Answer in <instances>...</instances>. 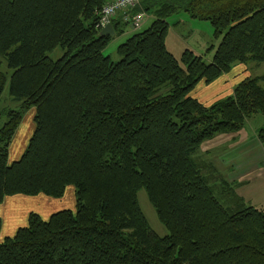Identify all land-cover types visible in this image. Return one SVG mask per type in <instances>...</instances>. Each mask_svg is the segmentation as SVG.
Wrapping results in <instances>:
<instances>
[{"label": "trees", "instance_id": "16d2710c", "mask_svg": "<svg viewBox=\"0 0 264 264\" xmlns=\"http://www.w3.org/2000/svg\"><path fill=\"white\" fill-rule=\"evenodd\" d=\"M106 2L0 0V57L20 104L0 111V205L75 193L74 211L30 213L3 238L0 264H264V210L220 178L219 154L198 156L205 142L264 119V0H142L133 13L153 21L118 46V62L103 51L128 24L117 16L115 36L100 37ZM181 12L211 24L218 45L210 63L167 50L168 18ZM56 48L66 52L54 62L46 54ZM238 64L261 72L210 105L193 97ZM6 83L0 72V98ZM31 109L33 133L9 162ZM256 138L264 154V121ZM142 189L167 236L148 224Z\"/></svg>", "mask_w": 264, "mask_h": 264}, {"label": "rangeland", "instance_id": "374dc122", "mask_svg": "<svg viewBox=\"0 0 264 264\" xmlns=\"http://www.w3.org/2000/svg\"><path fill=\"white\" fill-rule=\"evenodd\" d=\"M137 13L143 12L139 11ZM143 14L147 21L150 19V17L152 18L151 15L145 13ZM168 22L170 23V27L168 29L165 41L167 50L171 54H173L176 58H179L183 51L188 49L193 51L196 55L202 56L206 63L211 62L212 56L215 52L214 48H216L215 46L218 40L213 36V28L209 22L191 19L186 13L183 12L171 16L168 18ZM176 22L177 24H175ZM134 32H137V29L126 26L124 28V34L114 37L103 51V55L105 57H110L113 62H118L120 60V56L117 53L118 46L125 42ZM211 45L214 46V48H212L211 51H207ZM65 52L66 51L62 48H56L46 55L50 60L55 62L61 59ZM0 72L4 74L7 79L4 92L0 98V111L19 110L20 104L13 101L9 94V79L13 73V70L8 67L7 62L2 57H0ZM260 72L261 71L257 72L252 69L250 70L251 76L258 75ZM198 87L195 88L196 90L193 92V94L197 91V96H208V93L205 92V89L207 88L204 86L201 88ZM33 113L34 112L31 109L25 111L23 115L22 122L9 147V162L19 160L27 147L29 138L31 137L34 129ZM263 121V117L260 114H257L245 122V125L239 134L235 136L232 134H226L225 138H222V140H211L209 142H205L201 146L199 150L201 152H199L198 155L201 154L200 158H205L203 154V150L205 148L208 149V151L214 150L215 154H218V150L222 148L224 149L221 151L224 152L227 148L236 146L238 143L242 144V142H245V144H249L247 140L254 137L255 132L263 124ZM206 157H208V155ZM259 171L260 173L250 177V184L247 185L245 181L248 182V180L246 178L244 179L245 181L239 182L238 184L244 182L245 185L242 188H237L236 185L235 191L238 194L237 196H239L246 205L252 207L256 206L259 209L264 210V165H261ZM220 176L227 177V174L223 172L220 173ZM137 198L139 206L153 232H155L159 237L167 236L168 232L159 222L144 189L138 192ZM8 199L9 200L7 201L6 205L3 204L0 207V214L3 216V238L12 237L18 228L26 226L27 217L30 213L38 214L43 219H47L53 213L61 210H75V193L73 187H68L65 190L63 197L59 199H53L42 194L36 197L20 196L18 198ZM12 229L13 231H11Z\"/></svg>", "mask_w": 264, "mask_h": 264}, {"label": "crops", "instance_id": "0c3cea01", "mask_svg": "<svg viewBox=\"0 0 264 264\" xmlns=\"http://www.w3.org/2000/svg\"><path fill=\"white\" fill-rule=\"evenodd\" d=\"M107 1H110V0H107ZM152 21H153V17L152 18L150 17L148 21L147 19H145L141 23L139 30L141 31V30H145L146 28H148L151 25ZM217 45H218V42L215 47H217ZM245 70L246 68L243 65L238 64L234 66L228 74L223 75L222 77H220L218 80H216L212 84L210 85L199 84L198 85L199 87L197 86L198 88H201L203 86L207 88L205 89V92L208 93V96H205V97L197 96V91L196 93L192 95L200 103L204 105H210L216 100L232 94V91L235 85H237L243 79L251 76L250 73ZM256 134H257V131L255 132V135L253 138L247 140L249 144H245V142H242V144L238 143L236 146L227 148L226 151L224 152L221 151L224 148L219 149L218 150L219 152H217L219 156H214L213 163L216 166H220V169H222L221 173L224 172L227 174V177L225 176L221 178L225 180L226 182H228L229 184L232 183L231 186L234 185L235 187L237 185V188H242L245 185V183L244 182L240 184L238 183L245 181L244 180L245 178L248 180V182L245 181L247 185L250 184V181H251L250 177L255 174L260 173L259 169L261 168V165H264V154L262 152V147L256 138ZM219 136L220 137L217 136L216 138H214L213 141L222 140V138H225L226 134L219 135ZM207 151L208 149L205 148L203 150V154ZM210 151H214V150H210ZM200 155L198 156L201 157ZM18 197L20 196H15L12 198H18ZM8 200L9 199L7 198L3 204L6 205ZM2 205H0V207ZM256 208L259 209L258 207ZM2 217H3L2 214H0L1 220H2ZM3 230H4V227L2 224L1 231H0V241L3 239L2 237ZM11 231H13V229Z\"/></svg>", "mask_w": 264, "mask_h": 264}, {"label": "built area", "instance_id": "2783aa9c", "mask_svg": "<svg viewBox=\"0 0 264 264\" xmlns=\"http://www.w3.org/2000/svg\"><path fill=\"white\" fill-rule=\"evenodd\" d=\"M142 0H110L106 2L101 9L99 15L98 28H103L109 24L117 16H121L124 23L133 29H139L145 16L143 13L131 15V13L139 7Z\"/></svg>", "mask_w": 264, "mask_h": 264}, {"label": "water", "instance_id": "95a60500", "mask_svg": "<svg viewBox=\"0 0 264 264\" xmlns=\"http://www.w3.org/2000/svg\"><path fill=\"white\" fill-rule=\"evenodd\" d=\"M100 37H114L115 32L113 31L111 23L105 25L99 33Z\"/></svg>", "mask_w": 264, "mask_h": 264}]
</instances>
